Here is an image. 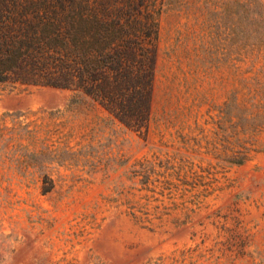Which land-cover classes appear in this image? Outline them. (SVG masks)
Segmentation results:
<instances>
[{"label":"rangeland","instance_id":"obj_1","mask_svg":"<svg viewBox=\"0 0 264 264\" xmlns=\"http://www.w3.org/2000/svg\"><path fill=\"white\" fill-rule=\"evenodd\" d=\"M155 50L143 131L81 91L0 81V264H264V0H162ZM27 129L44 153L23 159Z\"/></svg>","mask_w":264,"mask_h":264},{"label":"trees","instance_id":"obj_2","mask_svg":"<svg viewBox=\"0 0 264 264\" xmlns=\"http://www.w3.org/2000/svg\"><path fill=\"white\" fill-rule=\"evenodd\" d=\"M161 10L162 0H0V81L81 91L125 125L143 131L150 113ZM26 134L23 159L42 155L33 130L27 129ZM251 150L248 143L234 150L228 161L241 164ZM165 163L162 183L167 186L173 163ZM139 164L132 178L140 177L144 203L131 208L146 214L142 211L153 208L157 193L152 179L154 162ZM164 188L158 199L163 214L179 206ZM50 189L43 187L42 191ZM132 215L141 225L153 226L151 220L141 222L137 214Z\"/></svg>","mask_w":264,"mask_h":264}]
</instances>
